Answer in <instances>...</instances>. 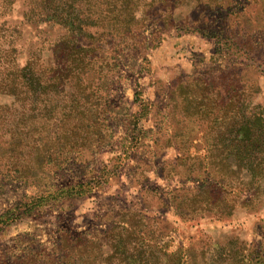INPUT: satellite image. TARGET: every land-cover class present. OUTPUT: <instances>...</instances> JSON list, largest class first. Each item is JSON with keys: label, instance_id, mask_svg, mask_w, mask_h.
Listing matches in <instances>:
<instances>
[{"label": "rangeland", "instance_id": "374dc122", "mask_svg": "<svg viewBox=\"0 0 264 264\" xmlns=\"http://www.w3.org/2000/svg\"><path fill=\"white\" fill-rule=\"evenodd\" d=\"M176 3L172 12L161 10L166 22H144L139 40L102 37L104 56L119 61L120 77L108 85L118 107L97 113L96 95L73 83L56 93L47 120L40 104L38 125L25 135L34 143H1L9 132L0 129V264H118L69 256L83 233L89 253L103 258L125 238L143 264H264V175L249 185L250 175L236 173L221 195L211 194L212 186L204 191L215 183L205 137L212 123L178 91L168 96L199 74L221 75L216 68L235 59L243 61L245 112L264 115V0ZM23 7L14 3L10 22ZM208 20L232 41L172 29ZM46 28L43 37L52 40L67 32ZM237 46L255 59L242 58ZM20 55L24 60L27 52ZM218 81L227 85L232 76ZM10 102L0 95V104ZM217 209L230 214L220 217Z\"/></svg>", "mask_w": 264, "mask_h": 264}, {"label": "trees", "instance_id": "16d2710c", "mask_svg": "<svg viewBox=\"0 0 264 264\" xmlns=\"http://www.w3.org/2000/svg\"><path fill=\"white\" fill-rule=\"evenodd\" d=\"M16 1L0 0V95L11 99L10 103L0 104V129L7 128L9 132V141L1 139V143L16 147L24 141H29V144L36 141L34 137L27 138L25 135L38 125L40 104L46 103L43 115L47 120L56 109L52 103L54 96L70 84L76 83L78 91L96 95L92 107L99 114L118 107L109 98L108 85L120 77L119 61L118 58L110 60L104 56L102 37L139 40L144 22H166L168 18L162 17L161 10L165 8L172 12L177 4V0H85L86 4L71 0H21L24 6L21 18L12 23L7 16L14 10ZM213 23L214 20L202 25H197L196 21L173 23L172 29L178 35L194 30L216 36L218 41L227 42L229 38L232 41L227 32L216 30ZM53 24L66 28V34L54 40L49 36L43 37L46 27ZM98 27L102 32H98ZM38 41H41L42 47L37 45ZM155 46L154 43L153 48ZM23 51L27 52L24 60L20 55ZM239 53L242 58L245 55V59H255L248 50L240 48ZM228 60L224 65L225 72V69L216 68L221 75L213 72L205 78L203 74H195L197 76L190 81L168 92L170 99L177 91L178 97L184 95L195 113L204 109L201 115L208 117L207 121L212 123L205 137L210 141L206 151L215 183L207 182L204 191L212 186L210 193L217 195L224 193L225 186L230 184L236 173L238 176L243 173V177L250 175L249 185L256 176L264 175V115L245 112V89L238 75L243 61ZM230 76L232 82L227 85L218 81L220 77ZM100 91L104 94L100 95ZM69 190L70 187H67L61 192L67 194ZM215 212L220 217L230 214L228 210L219 213L217 209ZM87 235L83 233L72 240L74 248L69 256L74 260L83 263L84 257H87L86 260L99 257L100 260L118 264H143L145 261L144 257L130 250L133 240L125 238H119L106 258L102 257V252L92 255L86 247L91 242Z\"/></svg>", "mask_w": 264, "mask_h": 264}]
</instances>
